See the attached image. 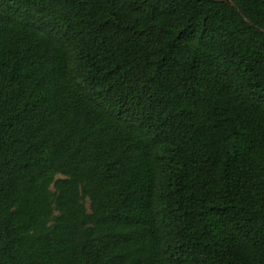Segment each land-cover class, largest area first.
Masks as SVG:
<instances>
[{"label":"trees","instance_id":"obj_1","mask_svg":"<svg viewBox=\"0 0 264 264\" xmlns=\"http://www.w3.org/2000/svg\"><path fill=\"white\" fill-rule=\"evenodd\" d=\"M0 264H264V0H0Z\"/></svg>","mask_w":264,"mask_h":264}]
</instances>
